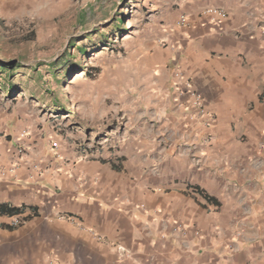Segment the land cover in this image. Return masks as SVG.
<instances>
[{
  "label": "crops",
  "instance_id": "1",
  "mask_svg": "<svg viewBox=\"0 0 264 264\" xmlns=\"http://www.w3.org/2000/svg\"><path fill=\"white\" fill-rule=\"evenodd\" d=\"M175 3L111 80L120 121L100 146L95 105L63 133L0 134V207L21 209L0 213V264H264V0Z\"/></svg>",
  "mask_w": 264,
  "mask_h": 264
},
{
  "label": "rangeland",
  "instance_id": "2",
  "mask_svg": "<svg viewBox=\"0 0 264 264\" xmlns=\"http://www.w3.org/2000/svg\"><path fill=\"white\" fill-rule=\"evenodd\" d=\"M165 1L0 0V60L22 66L0 73V134L39 130L46 121L63 133L74 121L83 122L95 105L94 126L101 136L93 144L100 146L105 128L120 121L122 88L110 82L138 43L152 51V28L163 30L168 22ZM167 1L178 15L176 0ZM81 44L84 54L77 49Z\"/></svg>",
  "mask_w": 264,
  "mask_h": 264
},
{
  "label": "built area",
  "instance_id": "3",
  "mask_svg": "<svg viewBox=\"0 0 264 264\" xmlns=\"http://www.w3.org/2000/svg\"><path fill=\"white\" fill-rule=\"evenodd\" d=\"M198 16L203 19L205 18L210 23H216L217 21H219V19L225 18L227 14L222 9L207 7L202 9L199 12ZM175 26L178 29H184L186 26H188L187 17L184 14L179 15V17L175 22ZM159 43L160 45H164V46L167 45L166 40L163 38L159 40ZM191 95H193L194 106L198 108L199 114L205 119V124L207 126L213 125L216 121V116L210 111L205 109L204 103L201 97L197 93L193 92ZM52 146L55 147L56 144L53 143ZM90 149H92V147L88 145L82 147L81 154L78 157V161L89 159L92 154V152H90ZM17 152L19 153V156L23 155L24 148L21 144L18 145Z\"/></svg>",
  "mask_w": 264,
  "mask_h": 264
},
{
  "label": "trees",
  "instance_id": "4",
  "mask_svg": "<svg viewBox=\"0 0 264 264\" xmlns=\"http://www.w3.org/2000/svg\"><path fill=\"white\" fill-rule=\"evenodd\" d=\"M78 51H81L83 54L85 53V49L83 48V45L81 44L78 48ZM22 66L18 64V62L16 61H2L0 60V73L3 72V70L7 69V70H10V71H14L16 69H19L21 68ZM49 72V71H47ZM70 73V71H68V74ZM21 209L20 208H15V207H12V208H8L7 210H5L3 207H0V213L1 212H6L7 214H16L20 211Z\"/></svg>",
  "mask_w": 264,
  "mask_h": 264
}]
</instances>
